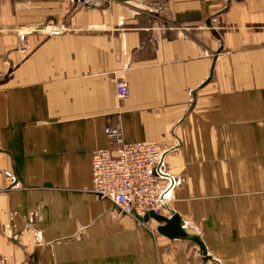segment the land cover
<instances>
[{
  "label": "crops",
  "instance_id": "1",
  "mask_svg": "<svg viewBox=\"0 0 264 264\" xmlns=\"http://www.w3.org/2000/svg\"><path fill=\"white\" fill-rule=\"evenodd\" d=\"M107 127L162 148L161 216L204 250L96 196ZM0 254L264 264V0H0Z\"/></svg>",
  "mask_w": 264,
  "mask_h": 264
},
{
  "label": "built area",
  "instance_id": "2",
  "mask_svg": "<svg viewBox=\"0 0 264 264\" xmlns=\"http://www.w3.org/2000/svg\"><path fill=\"white\" fill-rule=\"evenodd\" d=\"M64 32L62 26H54L48 34L58 36ZM115 93L119 99H127L130 87L117 80ZM104 132L110 146L95 150L92 156L96 196L135 219L151 212L161 215L170 192L161 169L162 148L154 143H126L119 127H107ZM9 262L7 256L0 254V264Z\"/></svg>",
  "mask_w": 264,
  "mask_h": 264
},
{
  "label": "water",
  "instance_id": "3",
  "mask_svg": "<svg viewBox=\"0 0 264 264\" xmlns=\"http://www.w3.org/2000/svg\"><path fill=\"white\" fill-rule=\"evenodd\" d=\"M150 217L165 223V226L160 227L159 229L160 232L167 234V235H170L171 233H173L181 238L191 239L193 241H196L197 243L201 245V247L204 250V245L202 244L199 237L194 236V235H189L184 231V229L182 228V223L180 221L179 215L173 214L171 218H167L165 216L157 215L154 212H151L146 215V217L144 218V221H147ZM138 219L142 220L141 217H139Z\"/></svg>",
  "mask_w": 264,
  "mask_h": 264
},
{
  "label": "rangeland",
  "instance_id": "4",
  "mask_svg": "<svg viewBox=\"0 0 264 264\" xmlns=\"http://www.w3.org/2000/svg\"><path fill=\"white\" fill-rule=\"evenodd\" d=\"M52 27H54V26H52ZM64 28V27H63ZM64 30H66V28H64ZM51 30H47V32L49 33Z\"/></svg>",
  "mask_w": 264,
  "mask_h": 264
}]
</instances>
